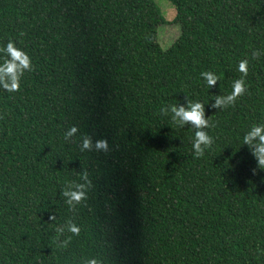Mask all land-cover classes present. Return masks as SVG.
Here are the masks:
<instances>
[{"label": "trees", "instance_id": "16d2710c", "mask_svg": "<svg viewBox=\"0 0 264 264\" xmlns=\"http://www.w3.org/2000/svg\"><path fill=\"white\" fill-rule=\"evenodd\" d=\"M168 1L180 32L163 49L154 0H0V48L32 63L0 89V264H264V170L242 143L264 125V0ZM240 78L246 93L209 109ZM185 96L214 125L200 158L196 130L161 113ZM80 135L110 151L81 152ZM82 171L92 188L71 211L61 192ZM68 221L79 235L57 239Z\"/></svg>", "mask_w": 264, "mask_h": 264}, {"label": "clouds", "instance_id": "9594fccd", "mask_svg": "<svg viewBox=\"0 0 264 264\" xmlns=\"http://www.w3.org/2000/svg\"><path fill=\"white\" fill-rule=\"evenodd\" d=\"M20 35H23L21 33ZM0 53L4 54L3 63H0V89L7 92H16L20 87L21 77L26 71H32V63L30 57L21 49L15 46V43L9 41L6 47L0 48ZM261 52L253 50V59L259 58ZM248 61L242 60L239 63V72L243 77L247 76ZM201 76L206 81L207 86L211 89L214 88L219 80V77L211 72L205 71ZM245 81L243 78L237 79L233 82L232 91L228 95H217L213 103L208 105L209 109L220 110L234 105L235 101L246 93ZM163 115L171 113V119L178 127L191 126L195 129L194 140L192 148L196 158L203 157L205 149L211 148L214 143L213 138L204 129L214 127L206 118L205 105L200 102H193L185 96L184 104H174L161 108ZM80 130L76 126H72L64 134L65 141L72 142L73 138L79 134ZM81 152H104L105 154L110 151L108 141L106 139H99L93 141L91 136L80 135L79 137ZM243 145H246L250 155L257 162V168H253L252 174H257V169L264 170V125H252L251 128L243 136ZM80 180L83 183L70 182L61 192L65 204L69 210L75 211L76 206L87 200L88 192L92 188V181L89 178L87 171L80 173ZM50 221H55L56 216L50 215ZM57 239L62 235L65 230L73 235H79L80 228L72 221H68L65 225L56 227ZM70 240V238H69ZM68 240L60 243L59 246L66 247ZM85 264H101L95 258L88 259Z\"/></svg>", "mask_w": 264, "mask_h": 264}, {"label": "rangeland", "instance_id": "374dc122", "mask_svg": "<svg viewBox=\"0 0 264 264\" xmlns=\"http://www.w3.org/2000/svg\"><path fill=\"white\" fill-rule=\"evenodd\" d=\"M167 24L160 25L157 30L158 42L163 49L171 46L178 37L180 27L173 22L176 11L168 0H154Z\"/></svg>", "mask_w": 264, "mask_h": 264}]
</instances>
